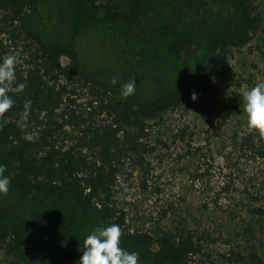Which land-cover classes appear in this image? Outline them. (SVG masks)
I'll use <instances>...</instances> for the list:
<instances>
[{"label": "rangeland", "instance_id": "374dc122", "mask_svg": "<svg viewBox=\"0 0 264 264\" xmlns=\"http://www.w3.org/2000/svg\"><path fill=\"white\" fill-rule=\"evenodd\" d=\"M261 25L243 48L232 50L230 71L213 75V88L184 101L162 118L150 122L145 143L149 151L139 164L126 161L117 175L113 203L124 216V231L153 236L158 228L183 226L196 236L208 234L211 252L255 249L264 259V160L248 145L264 142L247 127L240 94L264 83V0H252ZM230 13L218 0H148L138 26L104 19L101 12L79 17L64 0L40 1L37 12H27L26 22L50 46H73V60L61 56L63 67L99 79L120 99L134 103L150 100L179 86L195 87L201 77L205 42ZM189 32L199 46L196 60L177 58L169 49L174 35ZM7 36L0 35L5 42ZM117 78L116 85L109 81ZM62 78L67 98L62 110L84 111L88 88ZM133 95L120 96V85L133 80ZM67 144L74 134L67 129ZM71 134V135H70ZM0 164L4 157L0 151ZM6 175V173H5ZM50 201L28 194L11 181L0 196V222L25 235L24 247L0 253V264H37L47 247L44 219ZM71 212L80 227L77 244L98 226L93 209ZM209 241V240H208ZM120 237V246L128 245ZM154 249V248H152ZM137 264H141L139 252Z\"/></svg>", "mask_w": 264, "mask_h": 264}, {"label": "trees", "instance_id": "16d2710c", "mask_svg": "<svg viewBox=\"0 0 264 264\" xmlns=\"http://www.w3.org/2000/svg\"><path fill=\"white\" fill-rule=\"evenodd\" d=\"M40 1L0 0V58L18 55L14 82L8 95L14 105L0 118V151L6 175L20 190L50 201L52 211L45 217L47 247L37 264H79L83 244H77L80 225L71 212L93 209L103 226L116 224L130 253L138 251L141 264H264L255 249H229L214 255L208 234L180 226L172 230L158 228L153 236L124 231V216L113 203L116 178L126 161L139 164L149 151L144 142L150 122L158 121L169 110L190 99L192 92L208 93L213 75L230 71L232 50L243 48L261 25V17L252 0H218L230 13L205 42L201 58L203 68L195 87L179 86L150 100L134 103L120 99L103 83L83 73L63 67L60 57L73 60V46L47 45L26 22L27 12L36 13ZM74 15L85 17L101 12L104 19L138 26L148 9V0H64ZM189 32L177 34L169 42L170 51L180 58L196 60L199 46ZM78 76L88 88L84 111L62 110L67 88L61 79ZM16 84H24L22 92ZM28 106L24 128L17 121ZM43 114V115H42ZM69 129L73 141L67 144ZM71 135V134H70ZM255 157L264 160V142L247 144ZM264 218V211L256 210ZM209 240V241H208ZM25 244V235L0 222V253H16ZM154 248V249H152Z\"/></svg>", "mask_w": 264, "mask_h": 264}, {"label": "clouds", "instance_id": "9594fccd", "mask_svg": "<svg viewBox=\"0 0 264 264\" xmlns=\"http://www.w3.org/2000/svg\"><path fill=\"white\" fill-rule=\"evenodd\" d=\"M18 55L13 53L0 58V118L14 105V100L8 95V85L15 81V66ZM109 83L116 85L117 78L113 77ZM16 91L22 92L25 85L16 84ZM136 82L129 80L120 85V96L124 99L134 94ZM243 110L246 115L247 127L258 133L264 139V83H257L250 89H245L240 94ZM190 99L195 102L197 94L192 92ZM43 115V114H42ZM29 116L28 106L20 119L17 127L24 128ZM6 167L0 164V196L9 192L10 177L5 175ZM120 227L116 224L95 227L83 241V251L79 264H137L138 257L135 252L130 253L120 246Z\"/></svg>", "mask_w": 264, "mask_h": 264}]
</instances>
